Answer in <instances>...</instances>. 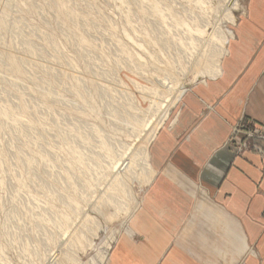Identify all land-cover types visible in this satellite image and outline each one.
<instances>
[{
  "label": "rangeland",
  "instance_id": "obj_1",
  "mask_svg": "<svg viewBox=\"0 0 264 264\" xmlns=\"http://www.w3.org/2000/svg\"><path fill=\"white\" fill-rule=\"evenodd\" d=\"M2 1L7 4L5 23L0 24V107L10 105L17 109L19 105H24L25 111L16 115L18 119L15 122L0 115V264H41L31 250L38 248L47 253L54 245L51 242L46 244V238L52 233L54 239H57L59 229L56 223L52 225L50 221L39 225L38 218L44 217L43 214L54 216L60 209L68 210L56 196L59 189L68 190L66 182L69 180V187L78 188L93 176L89 172L79 173L78 177L76 173L72 172V175L70 168L72 169L74 157L68 156L66 152L76 149L65 147L68 146L66 136L74 138L76 133L87 134L85 141L90 139L87 143H80L79 139L69 141L83 151L94 149L95 152H103L98 146L96 130L112 142L104 161V168L109 172L104 181H109L110 173L116 171L115 164L120 161L118 153L123 150L120 143H131L134 147L145 145L149 153V165L153 166L151 147L157 136L169 132L173 145L177 129L188 128L185 137L192 134L198 124L194 119L195 114H204L205 110H201L203 106H209L208 113L216 112L214 104H218L220 98L210 99L201 95L200 88L195 87L205 86L216 77L200 73L199 64L194 65L193 55L198 53V48L194 49L189 44L186 33H190L184 26L174 25V17L167 11L168 8L176 9L177 15L188 24L202 25L207 34L201 35L203 39L208 38L215 26L224 29L225 48L228 40L234 36L237 26L235 19L244 10L239 6L233 9L234 20L229 21L224 15L218 17L220 12L213 9L216 5L220 7L218 3L221 0H202L198 6L195 0H122L121 4L120 0H0ZM239 2L243 5L248 3L247 0ZM153 3L158 4L166 14L163 21L157 14L149 13L150 11L141 13V7L149 10L148 6ZM206 4L212 6L206 8ZM65 6L73 8L77 16L67 18ZM144 28L149 29L156 43H146L143 40ZM126 32H130L134 38ZM23 39L28 40L35 51L30 53L21 42ZM138 43H143L144 47ZM204 44L202 48L207 43ZM222 53L217 55L220 63L225 58V52ZM9 59L12 64L8 63ZM178 60L180 64L177 63ZM197 74L200 76L197 77ZM166 83L171 84L173 90L180 87L182 91L177 94V90L178 97L174 101L166 102L165 114H152L150 109L154 99L153 91ZM233 85L234 83L231 84ZM224 91L226 93L229 90ZM241 97L242 102L243 96ZM114 112H134L142 120L148 117L155 137L142 143L134 134L137 131L130 132L131 124L118 120ZM186 113L188 115L183 116ZM186 117L187 122L181 126L180 123ZM20 119L24 122L23 127L20 126ZM191 122L190 129L188 125ZM252 125L243 116L231 124L233 130L224 143L233 153L230 156L243 154L245 151H255L264 156V131L259 132L260 129L255 130ZM185 140L187 138L182 141V145ZM40 153H45L49 161L44 160ZM27 157H31L35 165L28 173L22 171L26 179V183L22 184L20 163L26 162ZM142 159L145 163L144 156ZM66 161H70L69 164ZM160 167L161 163L152 167L156 169L153 177ZM77 169L76 167L75 170ZM68 172L71 177L65 179ZM56 173H60V178H57ZM130 176L131 190L145 202V193L150 183L147 185L141 182L143 179L139 165H136ZM54 177L57 178L55 183L52 182ZM55 187L59 190L56 193ZM75 197L83 204V210L99 216L103 228L100 226L90 246L72 247L70 250H75L80 255V261H68L66 264H83L100 249L109 234L115 236L114 243L112 241L114 245L125 235L132 240L136 238L131 224L139 222L138 214L142 204L136 205L130 198H125L128 202L126 210L119 209L115 214L110 205L107 206L106 202L99 199L101 211L103 210L100 215L97 210L91 209L89 203L84 206V198H80L78 193ZM95 197L96 193L93 195ZM51 203L54 204L55 211L49 209ZM261 213L264 217V208ZM74 219L79 223L82 217L78 215ZM83 223L86 222L83 220ZM250 250L252 246L247 251Z\"/></svg>",
  "mask_w": 264,
  "mask_h": 264
},
{
  "label": "crops",
  "instance_id": "obj_2",
  "mask_svg": "<svg viewBox=\"0 0 264 264\" xmlns=\"http://www.w3.org/2000/svg\"><path fill=\"white\" fill-rule=\"evenodd\" d=\"M247 2L234 8L244 12L235 19L220 74L195 86L220 98L216 112L203 106L192 134L177 129L173 145L169 132L154 139L152 167H161L154 177L153 168L139 222L131 224L136 238L113 241L110 264H264V156H230L224 145L240 116L264 131V0Z\"/></svg>",
  "mask_w": 264,
  "mask_h": 264
},
{
  "label": "bare ground",
  "instance_id": "obj_3",
  "mask_svg": "<svg viewBox=\"0 0 264 264\" xmlns=\"http://www.w3.org/2000/svg\"><path fill=\"white\" fill-rule=\"evenodd\" d=\"M195 2L198 6V4L202 3V0H195ZM121 3H122V0L119 1V4H121ZM6 4H7L6 1L0 2V24L1 25H3L5 23L4 16L6 13V9H5ZM218 4H220V7H218V5H216L213 8L217 11V13L220 12L219 14H217L218 17L220 15H224V17L226 19H229V21H233L234 20L233 9L238 4V0H221ZM211 6H212L211 4H206V8H210ZM148 7H150L149 10L141 7L140 8L141 13L146 14L147 11H150L149 13L157 14L159 16V18L163 21L164 16L166 14L163 12V10L161 9V7H159L158 4L153 3V4H150V6H148ZM199 7H202V5ZM167 11H169V13H171L170 15H172L174 17V19H173L174 25H182L190 33V34L186 33L188 35V36H186V38L189 39V44L192 46V48H194V49L198 48V53L197 54L195 53L193 55V57H194L193 59L195 60L194 65H197V63H198L200 68H201V69H199V72L200 73H202V72L207 73L209 75V77L218 76L220 74V64H221L218 61L219 60L218 54H220L221 52L224 53L226 50V48L224 47V42L226 40V33H225L224 29H221L220 27L215 26L214 29H212V31L210 33L208 32L209 33L208 38L206 37L207 39L206 38L203 39V38H201V35H203L205 33V30L202 28V25H200L198 23H194L195 24L194 26L188 24L180 15H177L178 11L176 9L168 8ZM64 13H65L67 18L69 17L71 19H73L77 16V12L73 8H69V7H66L64 9ZM156 29L158 31L161 30L158 28H156ZM126 33L130 37H132L130 32H126ZM142 35H143L142 38L146 43H156V39L154 38V36H152V34L150 33L148 28L143 29ZM132 38H134V37H132ZM21 42L24 45H26V48H27V50H29L30 53L35 51V48L33 47L32 44H30V42L28 40L23 39ZM180 42H181V40L178 38V43H180ZM166 43H168V42L166 41ZM200 43H201L200 47H197V46H199ZM204 43H207V44H206L205 48H202V46L205 45ZM138 45H140L141 47H144L143 43H138ZM125 52L128 53L127 50H125ZM212 54H214V55H212ZM211 56H216V57L214 58ZM86 57H84V58H86ZM8 63L9 64L11 63L10 59L8 60ZM177 63L180 64V61L178 60ZM191 70H193V69H191ZM199 74H197V77L200 76ZM197 77H195V78H197ZM170 85L171 84H168V83L162 84L159 87V89H157V91H153L154 95H152V97H154V99H153V103H152V108L150 109V112L152 114H155L156 112H159V113L162 112V114H165L166 109H167V107H166L167 105H165L166 102L167 101H174V99L178 97L177 94L182 91V89L180 87H178L175 91V89L173 90ZM177 90H178V92H177ZM174 91H175V94H174ZM176 92H177V94H176ZM24 111H25L24 105H19V107H17V109H13V107H11L10 105H2L0 107L1 117H4L5 119H8V120H12L14 122L18 119L16 115L17 114H23ZM114 113H115L114 116H116L118 120L125 121L126 124L127 123L131 124L130 132L133 133V131H137V133L135 132L134 134H136V136H138V139H140L142 141V143H143V141H148V140L152 139V137H153V131L152 130L153 129L152 130L150 129L151 120H149L148 117L145 118L144 120H142L139 118V115L137 114L138 115L137 116L134 112H132V113L131 112H126V113L114 112ZM159 121H160V119H159ZM125 122H123V123L125 124ZM4 123H5V121H4ZM19 123H20L21 127L24 126V122L21 119H20ZM25 129H26V127H25ZM95 133L97 136L98 146L103 151L101 153L99 151L95 152L94 149L91 151H89V150L83 151V150L77 148L76 145H71L69 143L70 139H72V140L79 139L81 141L80 143H87L90 140L89 139L88 141H85V139L88 138L87 134H81V133L77 134L76 133V136L74 138L73 137H67V136L65 137V142L68 145L65 147H67V149H70V148L76 149L75 151L73 150L72 152H66L68 156L70 155L71 157H74V163L72 165V169L70 168L71 173L72 172L76 173L77 177H78L79 173H82V172L88 173L89 172L93 176L90 178L89 181L87 180L88 182H86L85 184H81V186L78 188L69 187V181L70 180L66 182L68 184V190L64 191V189L63 190L59 189L60 190L59 191L56 188L57 186L54 188L55 193L57 191H59V192H57L56 196L58 198H60V200H61L60 202H61L62 206L68 207V210H66L65 208L60 209V211L58 213H56L54 216H50V215L46 216L45 214H43L45 212H43L42 214L44 215V217H39V218L37 217L39 225H42L41 222H43V224H44L45 222L50 221L51 223H53L52 225H55V223H56V226L59 229V231H57L58 232L57 236H56L57 239H54L52 233H51V235H49L48 238H46L47 239L46 244H49L51 242V244L53 243V245H54L53 247L50 248V250L47 253L42 252L38 248H34L31 250V252L37 257V259L41 262V264H43V263L44 264H66L68 261H71L74 263L79 262L80 261V255L77 254L75 250L71 251L70 249L76 245H81V246H83V248L86 246H90L94 240L93 238H95L97 236L98 230H100V228L102 227L101 223L98 219L99 216L96 217L95 215H91V214H89L88 211H85V209L84 210L82 209L83 207H81V206L83 204L81 205L80 202H78V200H76V197H75L76 193L79 194L80 198L81 197L84 198V206L89 203V205L91 206V209L97 210V213H100V215H101L103 210L101 211L99 199H100V201L102 200V201L106 202L107 206L110 205L112 207V211L115 214H116L117 210H119V209H125L126 210V207L128 206V202H126L125 198L126 199L130 198V200L134 201L136 203V205H137V203L142 204L144 201L142 199H139L137 197V195L131 190V181H130L131 179H130V177L132 175L130 176V173L133 171V169L136 167V165H139L140 175H142V179H143V180H141V182L142 183H149L150 182V180L152 178L153 168H152L151 164L149 165L150 162L147 158L148 153H147V149H146L145 145H139V146L134 147L133 144H131V143H126V145L124 143H120L119 145L122 146L123 150H121V152L118 153L120 161L117 164H115L116 165V171H112L110 173L111 177H110L109 181H106V180L104 181L105 177L107 175H109V172L107 170H105V168H104L105 167L104 161L106 159L107 153L110 150V143H112V142L108 141L105 138L104 134H102L101 132H99V131L97 132V130H96ZM73 135H75V134H73ZM34 138H35V136H34ZM35 142H36V139H35ZM74 142H76V141H74ZM31 144H33V143H31ZM14 150H16V149H14ZM19 153H20V151H19ZM42 153H40V155L44 158V160L46 159L47 161H49L48 158H46L47 156L45 155V153L44 154H42ZM16 155H17V153H16ZM3 156H5V155H3ZM143 156L146 159V160H144L145 163L142 161ZM34 158L36 159L35 156H34ZM67 162L69 164L70 161H66V163ZM43 163L45 164V162H43ZM50 163H51V160H50ZM20 164L22 166V170L20 172L21 173V180L20 181L23 184V183H26V179L22 175V171L28 173L29 170L34 167L35 162L32 161L31 157H27L26 162H21ZM76 167L78 168L77 170H75ZM68 169H69V167H68ZM58 171H60V170H58ZM60 173H61V171H60ZM60 173H56V175L58 174L57 178H60L59 177ZM73 173H72V175H73ZM67 174H68V176H67ZM67 174L64 176L65 179H69L71 177V174L69 175V172ZM47 176H48V174H47ZM42 177H44V176H42ZM50 178L52 179L51 176H50ZM54 178L55 179H53V181H52L53 183H55L56 181H54V180L57 179L56 177H54ZM37 179H38V177H37ZM44 179H45V177H44ZM52 182H49V183H52ZM42 183H43V181H42ZM74 184L76 186V183H74ZM46 185H47V183H46ZM54 186H55V184H54ZM62 187H64V186H62ZM65 187H67V186H65ZM65 189H67V188H65ZM52 191H53V189H52ZM94 193H96L95 198H93ZM34 196H36V195H34ZM90 197H92V198H90ZM47 203L49 204L48 201H47ZM49 209H54L53 203L50 204ZM91 209H90V211H91ZM55 210L56 209H54V211ZM68 211H70V212H68ZM73 215H75V217L78 215L79 216L81 215L82 220L80 221L78 219L81 223L80 222L77 223L76 222L77 219L75 220L74 219L75 217L73 218ZM110 217H113V216L110 215ZM133 218L136 219V216H133ZM83 220L86 223H83ZM87 223H88V225H87ZM89 223H92V224L89 226ZM114 239H115V236L113 234H109V236L102 243V245L101 246L99 245L100 249H98L94 255L90 256V258L87 261H85L83 264H110L111 260L109 259L108 251H109V248L111 247L112 241H115ZM45 251H47V250L45 249Z\"/></svg>",
  "mask_w": 264,
  "mask_h": 264
}]
</instances>
